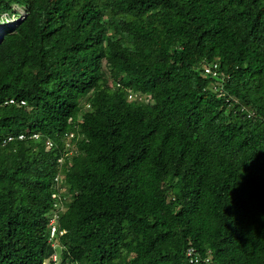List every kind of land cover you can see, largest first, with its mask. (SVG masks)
Masks as SVG:
<instances>
[{"label": "trees", "instance_id": "trees-1", "mask_svg": "<svg viewBox=\"0 0 264 264\" xmlns=\"http://www.w3.org/2000/svg\"><path fill=\"white\" fill-rule=\"evenodd\" d=\"M0 18V264H264V0Z\"/></svg>", "mask_w": 264, "mask_h": 264}, {"label": "built area", "instance_id": "built-area-1", "mask_svg": "<svg viewBox=\"0 0 264 264\" xmlns=\"http://www.w3.org/2000/svg\"><path fill=\"white\" fill-rule=\"evenodd\" d=\"M218 69V65L217 63H212V64H204L202 65V75H211L212 77L214 78H218L219 77V73L217 71ZM135 96V95H134ZM138 96V95H136ZM140 98V97H139ZM16 99L15 98H9L7 99L6 101H4V104H14L16 103ZM20 105H25V101L24 100H20L18 102ZM66 136L65 137H73V134L72 133H67L65 134ZM25 136L23 134H20L18 136L19 139H23ZM34 139H37L38 138V135L37 134H32V136ZM13 140V136H8L7 138H4L0 141V145H5L7 144L9 141ZM46 146H51L52 145V142L47 140L45 142ZM73 145V144H72ZM71 144H69V142H67L65 144V146L67 148H71L72 147ZM52 197L55 199V202L53 204V215L52 217L50 218V225H51V237L53 236V234L56 232V226H55V223H56V218H57V210H60L61 209V205L59 204V202L57 201V197H58V194L56 193H53L52 194ZM61 233V232H60ZM209 253V251L207 252ZM54 256V255H53ZM186 256L188 258V261L190 263H198V264H208L211 262L210 260V256L208 255L207 257H205L204 260H201L200 259V256L199 254L197 253V251L191 246L189 248H187L186 250ZM55 260V257L53 258Z\"/></svg>", "mask_w": 264, "mask_h": 264}, {"label": "rangeland", "instance_id": "rangeland-1", "mask_svg": "<svg viewBox=\"0 0 264 264\" xmlns=\"http://www.w3.org/2000/svg\"><path fill=\"white\" fill-rule=\"evenodd\" d=\"M19 18H21V17H15V18H12L11 20H7V23L8 22H13V21H17ZM2 19L0 18V21H1ZM1 23V22H0ZM50 234H51V231H50ZM54 244V246L57 248V250L59 251V249H58V245H57V243H53ZM55 257V259L57 260V262L59 261V256H58V252H57V254L55 253V255L53 256V258ZM46 263H48V260H46L45 261V264Z\"/></svg>", "mask_w": 264, "mask_h": 264}, {"label": "water", "instance_id": "water-1", "mask_svg": "<svg viewBox=\"0 0 264 264\" xmlns=\"http://www.w3.org/2000/svg\"><path fill=\"white\" fill-rule=\"evenodd\" d=\"M1 38H2V34H0V41H1Z\"/></svg>", "mask_w": 264, "mask_h": 264}]
</instances>
